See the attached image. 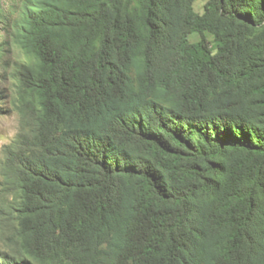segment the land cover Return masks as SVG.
<instances>
[{"label": "trees", "instance_id": "1", "mask_svg": "<svg viewBox=\"0 0 264 264\" xmlns=\"http://www.w3.org/2000/svg\"><path fill=\"white\" fill-rule=\"evenodd\" d=\"M195 2L0 0V264H264V0Z\"/></svg>", "mask_w": 264, "mask_h": 264}, {"label": "rangeland", "instance_id": "2", "mask_svg": "<svg viewBox=\"0 0 264 264\" xmlns=\"http://www.w3.org/2000/svg\"><path fill=\"white\" fill-rule=\"evenodd\" d=\"M17 0H2L4 8L8 3L13 4ZM206 0H196L195 9L202 13ZM14 18V17H13ZM13 18L6 24L0 23V43L3 39H9L12 27L15 23ZM30 58L18 47L8 49L4 54L0 51V249L13 250L16 238V221L12 210L7 205V197L2 191V167L5 146L10 144L20 130L22 120L20 101L17 95V80L13 77L14 63L29 62Z\"/></svg>", "mask_w": 264, "mask_h": 264}]
</instances>
